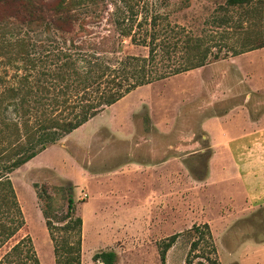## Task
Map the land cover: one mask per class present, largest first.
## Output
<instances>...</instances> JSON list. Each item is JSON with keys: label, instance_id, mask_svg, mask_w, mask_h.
I'll use <instances>...</instances> for the list:
<instances>
[{"label": "rangeland", "instance_id": "rangeland-1", "mask_svg": "<svg viewBox=\"0 0 264 264\" xmlns=\"http://www.w3.org/2000/svg\"><path fill=\"white\" fill-rule=\"evenodd\" d=\"M142 2L158 3L161 13L178 10L171 21L196 28L225 5V0ZM9 10L0 6V17L7 14L3 39L14 45L10 51L0 50V96L18 85L17 76L29 71L15 56V40L30 44L34 59L51 56L48 52L58 45L53 42L60 41L43 27L11 17ZM114 10L110 3L109 12ZM102 14L101 20L89 25L97 48L102 47L101 38L116 35L110 16ZM122 54L144 56L147 51L126 41ZM49 65L55 66L51 61ZM244 104L251 106L255 117L264 115V49L237 57L222 55L204 68L142 87L106 108L10 174L25 226L0 250V258L30 236L41 264H56L38 193L46 188L61 216L66 212L69 182L74 186L76 214L84 221L82 264H103L94 256L105 251L117 254L116 264H162L160 248L178 234L166 264H186L194 240L189 231L204 224L210 227L220 264H264V247L255 245H264V207L232 221H223V216H191L196 211L193 181L207 179L211 166L227 163L228 158L227 143L218 152L213 148L218 130L208 123ZM238 125L228 131L240 133ZM177 191L183 198L179 206ZM161 192L168 197L167 205L160 202ZM249 247L255 249L245 251Z\"/></svg>", "mask_w": 264, "mask_h": 264}, {"label": "trees", "instance_id": "trees-1", "mask_svg": "<svg viewBox=\"0 0 264 264\" xmlns=\"http://www.w3.org/2000/svg\"><path fill=\"white\" fill-rule=\"evenodd\" d=\"M108 3L115 6L113 12ZM157 4L142 0H0V6L13 11L11 17L43 27L60 39L53 42L58 45L48 52L51 56L37 59L30 56V44L14 41L15 56L29 71L17 76L18 85L0 96V250L25 226L12 172L139 88L204 68L222 55L237 57L264 49V0H225L202 28L172 22L179 11L161 13ZM103 12L110 16L116 35L101 38L102 47L97 48L89 25L101 20ZM6 16L0 17V40L6 38ZM126 41L147 54L123 55ZM9 43L3 39L0 50L10 51L14 45ZM50 61L54 68L47 67ZM65 191L64 214L58 215L46 188L38 193L41 212L56 264H82L84 221L76 214L73 184L68 182ZM189 233L194 240L186 264L195 260L197 264H220L209 225L194 226ZM178 237L174 235L160 248L162 264ZM117 257L105 251L94 260L116 264ZM0 264H41L32 238L26 236L10 247Z\"/></svg>", "mask_w": 264, "mask_h": 264}, {"label": "crops", "instance_id": "crops-1", "mask_svg": "<svg viewBox=\"0 0 264 264\" xmlns=\"http://www.w3.org/2000/svg\"><path fill=\"white\" fill-rule=\"evenodd\" d=\"M248 104L209 121L208 124L218 130V135L213 138L215 151H220L222 143L228 144L225 150L228 164L213 165L207 179L193 181L196 190L192 200L196 203V211H191V216H223V221H232L233 217L251 215L264 207V115L255 117ZM233 124H239L240 133L228 131ZM160 195V202L167 205V195L163 192ZM176 195L179 206L183 198L178 191ZM255 245L259 246L257 249L264 247L263 244ZM254 249L249 247L245 251Z\"/></svg>", "mask_w": 264, "mask_h": 264}]
</instances>
